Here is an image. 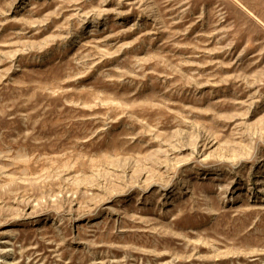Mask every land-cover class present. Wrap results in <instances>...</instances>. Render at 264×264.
Wrapping results in <instances>:
<instances>
[{"label":"rangeland","instance_id":"374dc122","mask_svg":"<svg viewBox=\"0 0 264 264\" xmlns=\"http://www.w3.org/2000/svg\"><path fill=\"white\" fill-rule=\"evenodd\" d=\"M0 264H264V0H0Z\"/></svg>","mask_w":264,"mask_h":264}]
</instances>
